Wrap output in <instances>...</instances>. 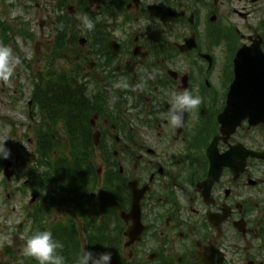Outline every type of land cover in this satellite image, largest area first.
<instances>
[{"label": "flooded vegetation", "instance_id": "1", "mask_svg": "<svg viewBox=\"0 0 264 264\" xmlns=\"http://www.w3.org/2000/svg\"><path fill=\"white\" fill-rule=\"evenodd\" d=\"M63 23L71 68L47 85L71 89L73 116L50 90L29 105L88 154L52 229L66 264L84 248L112 264H264V119L229 115L264 103V0H76ZM169 90L201 98L181 128L163 119Z\"/></svg>", "mask_w": 264, "mask_h": 264}, {"label": "rangeland", "instance_id": "2", "mask_svg": "<svg viewBox=\"0 0 264 264\" xmlns=\"http://www.w3.org/2000/svg\"><path fill=\"white\" fill-rule=\"evenodd\" d=\"M55 1L0 0V20L9 27L8 31L5 29L4 36L12 40L4 42L0 32V44L10 46L21 60L14 76L8 81H0V143L6 141L11 150L12 155L7 161L14 170L8 184L2 173L3 165L0 166V264H17L9 258H21L24 238L30 229L36 227L31 214L39 213L42 221L38 219L37 223L49 226L67 213L58 204L49 211H45L42 205L40 211L34 213L38 204H42L41 196L34 192L39 189L37 175L41 172L34 131L40 120L29 101L33 87L36 84L45 85L50 73L70 69L72 58L70 47L67 52V48L62 51L61 58L53 59L51 50L56 49L52 46L53 42L50 45V40L57 20ZM51 60L54 62L51 63ZM40 80L43 84L39 83ZM68 151L67 146L61 144L54 157H69ZM33 195L37 196L30 203ZM36 228L39 230L38 226ZM9 247L11 252H8ZM19 264H23V260H19Z\"/></svg>", "mask_w": 264, "mask_h": 264}, {"label": "clouds", "instance_id": "3", "mask_svg": "<svg viewBox=\"0 0 264 264\" xmlns=\"http://www.w3.org/2000/svg\"><path fill=\"white\" fill-rule=\"evenodd\" d=\"M80 22L88 31L95 28V23L87 15L80 17ZM20 64L21 60L14 54L12 48L0 44V81L10 80ZM122 86L126 87L123 83L117 85V87ZM164 96L169 108L163 119L172 128L183 127L185 113L197 109L201 104V98L187 90H169ZM5 142L0 143V161H7L12 155ZM62 247L63 245L54 238L52 231H36L25 239L22 255L34 260L36 264H66L65 257L60 254ZM75 264H112V253L107 250L93 252L84 248L76 258Z\"/></svg>", "mask_w": 264, "mask_h": 264}, {"label": "trees", "instance_id": "4", "mask_svg": "<svg viewBox=\"0 0 264 264\" xmlns=\"http://www.w3.org/2000/svg\"><path fill=\"white\" fill-rule=\"evenodd\" d=\"M66 4L65 1L59 2L58 6L62 8ZM5 26V28H4ZM0 27L3 30V34L5 35L4 29L8 28V26L0 21ZM3 35V41L9 42L10 39L8 37H5ZM62 38V37H61ZM63 42V40H62ZM50 90L48 91L49 97H54L61 99L62 101L60 103H55L54 107H61L64 108L63 116L65 118H71L73 116V103L72 100V93L69 89L65 88H58V87H51L48 86ZM40 87H36L33 90V98L40 99L42 97H46L45 95L47 92L44 90H40ZM47 96V97H48ZM41 106V104H40ZM69 124H71V121L69 120ZM68 145L70 146V153L68 156L60 157L59 159L54 157L53 152H55L60 145V140L57 138H52L50 136H45L40 133L36 136V143H37V154L39 158V165L38 168L41 170V172L37 175V183H38V190H34V192H37L38 194H42V192H45V195L41 197L42 204H38V207H36L35 212H39L41 206L43 205V208L45 210H50V208L55 207L56 205V199L58 195L64 194V193H77L80 192L81 184L77 180L75 170L76 166H79L81 163L86 162V158L82 159L84 155H88L83 152H79V150H75L73 147V141L74 139L72 137H67ZM5 161H0V166L4 165ZM32 216V222L33 224L36 223V227H39L38 231L45 230L43 228L42 223H37V220L39 219V213L31 214ZM40 222L42 221L39 219ZM54 231V230H52ZM55 236V235H54ZM76 253V252H75ZM76 257V255L74 254ZM15 257H13L14 259ZM77 258V257H76ZM29 259L27 257H24V260ZM28 263V262H27ZM30 264H36L34 260L30 262Z\"/></svg>", "mask_w": 264, "mask_h": 264}, {"label": "water", "instance_id": "5", "mask_svg": "<svg viewBox=\"0 0 264 264\" xmlns=\"http://www.w3.org/2000/svg\"><path fill=\"white\" fill-rule=\"evenodd\" d=\"M248 75L250 76L251 73H248ZM239 76L241 75L239 74ZM239 78L236 79L237 81L234 84L235 87L241 83ZM235 108L237 109L239 108V111L237 110L233 115L234 120H235L234 121L235 125H237L240 122V120L244 118L243 116L249 117L250 121H253V122L262 120V118L264 117V104L258 102L257 100L247 105L236 106ZM10 167H11V164L7 163L3 168V173L8 182H10L11 177L13 176V171L10 169ZM130 218H133V217H130ZM135 226L133 228H135Z\"/></svg>", "mask_w": 264, "mask_h": 264}]
</instances>
